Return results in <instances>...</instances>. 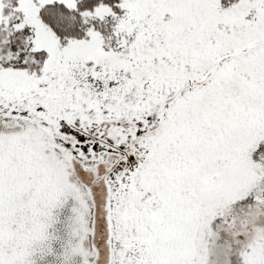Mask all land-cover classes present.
<instances>
[{"label":"snow or ice","instance_id":"1","mask_svg":"<svg viewBox=\"0 0 264 264\" xmlns=\"http://www.w3.org/2000/svg\"><path fill=\"white\" fill-rule=\"evenodd\" d=\"M69 196L64 264H264V0H0V264Z\"/></svg>","mask_w":264,"mask_h":264},{"label":"water","instance_id":"2","mask_svg":"<svg viewBox=\"0 0 264 264\" xmlns=\"http://www.w3.org/2000/svg\"><path fill=\"white\" fill-rule=\"evenodd\" d=\"M77 206V201L71 196L59 207L53 209V220L47 229L48 240L45 241L46 249L34 252V264H64V252L69 241L75 242L72 235L74 213L72 209ZM50 248V251L47 250ZM68 264H82V257L75 255Z\"/></svg>","mask_w":264,"mask_h":264}]
</instances>
